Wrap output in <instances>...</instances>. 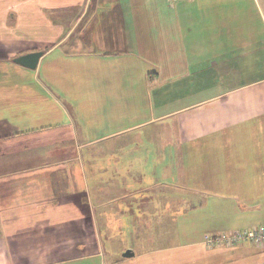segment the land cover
Wrapping results in <instances>:
<instances>
[{
    "label": "crops",
    "instance_id": "1",
    "mask_svg": "<svg viewBox=\"0 0 264 264\" xmlns=\"http://www.w3.org/2000/svg\"><path fill=\"white\" fill-rule=\"evenodd\" d=\"M39 50L33 69L13 61ZM84 135L86 144H147L136 160L176 161L180 175L193 155L204 186L214 175L236 187L181 185L208 197L187 200L176 232L164 219L135 220L160 226L159 249L146 253L162 260L145 264H264V246L248 241L203 249L205 232L264 224V0H0V264H90L103 250L94 224L122 225L113 192L94 185L110 170L46 151ZM173 170L162 174L177 178ZM220 205L230 211L218 214ZM175 236L186 241L168 247ZM127 251L116 264H138V251Z\"/></svg>",
    "mask_w": 264,
    "mask_h": 264
},
{
    "label": "rangeland",
    "instance_id": "2",
    "mask_svg": "<svg viewBox=\"0 0 264 264\" xmlns=\"http://www.w3.org/2000/svg\"><path fill=\"white\" fill-rule=\"evenodd\" d=\"M83 116H87L86 112H83ZM78 131H80V129H78ZM87 131L90 134V130L88 128L85 130V133H87ZM136 131L141 134L140 142L145 140V142L151 143L153 148L155 147V144L152 142V140L148 138V133L150 132L149 127H140ZM116 138L117 137L115 136L105 140H96L94 144H86V141H89L90 139L84 135L83 138H79L78 142L76 143L72 141L71 144L63 143L62 145H46V151L49 152V150L52 148L55 150L61 149L62 152H55L52 154L55 155L52 156L54 159L58 160L57 156L59 154H61L62 159L67 158L68 154H71L74 156L73 159L76 160V163L80 166V168L83 167V164L84 166L87 164L88 168L90 167L92 169L93 166L96 171H111L109 177L94 178V185L95 189L100 188V190H98L100 196L103 189L110 188L111 193L113 192L112 194L115 196L110 198V201L112 202L110 211L115 213V216H120L123 219V222L122 225L111 226L94 224L95 232L98 234V243H102L103 250L99 255L88 259V263L108 264L110 259L111 261L114 260L113 264H116L118 263L117 259L121 257L124 252L133 247L140 254L138 255V264L152 263L154 262L153 260L160 261L162 260L160 256H149L146 253L154 249H159L155 248L160 245V242L157 241V239L155 240L157 234L159 233L155 229L160 226L148 224L145 225V227L139 226L135 224V220H141L146 223L164 219L165 223L162 227H164L167 232H170L171 230L176 232L179 229V226L182 224L183 217L189 218L188 213L190 212V209H185L187 200L197 202L198 200H203L204 198L208 197L206 194L202 193L195 194L194 191H188L183 189L181 186L186 185L187 183L203 185V178H200L198 173V158L194 160L192 159L193 155L190 156L191 159L188 161H191L192 164L184 169L183 163V169H181L182 175H180V166L176 161L172 162L171 166H169L170 163H166L162 160H156V162H152L151 158L148 162H140L136 160L139 158L135 156L137 154L136 150L139 149L140 150L138 154H142L143 158L146 160L147 156L143 153H146V149H150L149 145H118L119 139ZM132 143L134 142L132 141ZM197 151L198 148L196 152ZM92 155L93 158L91 162ZM85 159L88 161L86 162ZM63 162L65 161L63 160ZM71 163L73 162L69 161L67 165H70ZM140 163H142V165L147 169H145L146 171H143L144 174H142L141 177H138L133 174V169L135 166L140 165ZM165 167L168 170L171 168V171L174 172L175 170L173 169L176 167V170H178L177 178L163 176L162 173L163 169L165 170ZM195 167L196 170L194 169ZM65 168H70L72 170L74 169L73 166H68ZM124 168L126 171H122ZM194 171H196L197 177H192V172ZM155 173H157L159 176H156ZM205 179L207 181V185L203 186L206 189H213L219 194L233 195V193H230L229 189L234 190L236 188L235 185L231 183H229V186L225 185L227 181L230 182V177L228 176H225V178H218L213 175ZM139 187L140 189H138ZM134 189L136 191H134L135 193L132 196L131 192ZM123 191H125V193ZM208 192L215 193L213 191ZM212 195L213 194H211V196ZM97 205L101 204L98 203ZM95 207L97 208L98 206ZM215 210H217V213L219 214L224 211H230V208L224 209L223 206L220 205ZM95 211L101 220H104L102 219V210L97 208ZM198 214L199 213L196 212L197 218L203 216ZM193 217H196L195 214ZM140 228H142V230H140ZM204 234H206V232L203 233V236ZM185 241L186 240L184 238L179 240L176 239L175 236L171 242L173 244H169L168 247L178 246L179 243ZM252 244L256 247L258 246V244ZM235 245L224 242L220 245L217 244L208 247L205 245L203 246L202 244L203 249L207 251L213 249L231 248ZM150 248L152 249L149 250ZM178 251L180 250H174L173 259L181 261L182 257ZM127 262L129 264H134L132 260H128ZM60 264H84V261L78 260L72 263ZM187 264H197V262L189 261Z\"/></svg>",
    "mask_w": 264,
    "mask_h": 264
},
{
    "label": "built area",
    "instance_id": "3",
    "mask_svg": "<svg viewBox=\"0 0 264 264\" xmlns=\"http://www.w3.org/2000/svg\"><path fill=\"white\" fill-rule=\"evenodd\" d=\"M178 1V0H172ZM248 241L250 243L258 244L259 247L264 246V224H259L251 228H243L231 230L221 233H206L203 236V243L205 246L220 245L224 242L232 243V245L240 242Z\"/></svg>",
    "mask_w": 264,
    "mask_h": 264
},
{
    "label": "water",
    "instance_id": "4",
    "mask_svg": "<svg viewBox=\"0 0 264 264\" xmlns=\"http://www.w3.org/2000/svg\"><path fill=\"white\" fill-rule=\"evenodd\" d=\"M42 55V51H30L24 54L16 56L13 61L19 65H22L27 68H35L38 62L39 57ZM123 255H131L128 251L124 252Z\"/></svg>",
    "mask_w": 264,
    "mask_h": 264
},
{
    "label": "trees",
    "instance_id": "5",
    "mask_svg": "<svg viewBox=\"0 0 264 264\" xmlns=\"http://www.w3.org/2000/svg\"><path fill=\"white\" fill-rule=\"evenodd\" d=\"M132 196H133V193H132ZM121 258H122V256H121Z\"/></svg>",
    "mask_w": 264,
    "mask_h": 264
}]
</instances>
